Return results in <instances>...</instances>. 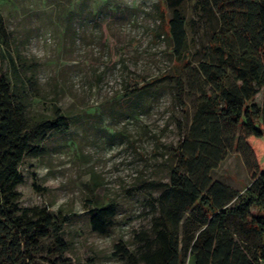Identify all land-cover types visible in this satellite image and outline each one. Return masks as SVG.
Segmentation results:
<instances>
[{
    "label": "rangeland",
    "instance_id": "374dc122",
    "mask_svg": "<svg viewBox=\"0 0 264 264\" xmlns=\"http://www.w3.org/2000/svg\"><path fill=\"white\" fill-rule=\"evenodd\" d=\"M203 1L182 5L190 66L178 80L169 77V41L156 37L159 7L168 0H0L4 46L25 72L29 114H52L57 105L68 117V127L45 140V154L24 161L17 187L22 209L46 207L71 217L64 264H131L116 246L138 256L171 198L167 189L147 184L170 182L175 150L192 125L201 91L212 89L196 66L211 28L222 24L218 12L205 18ZM9 63L0 56V73L11 75ZM255 100L262 105V92ZM255 164L264 168V151L250 139L229 149L211 177L243 194ZM108 204L116 215L106 233H97L89 212Z\"/></svg>",
    "mask_w": 264,
    "mask_h": 264
},
{
    "label": "trees",
    "instance_id": "16d2710c",
    "mask_svg": "<svg viewBox=\"0 0 264 264\" xmlns=\"http://www.w3.org/2000/svg\"><path fill=\"white\" fill-rule=\"evenodd\" d=\"M184 2L168 0L159 7L156 31L157 39L170 43L174 68L169 77L178 80L190 66ZM203 2L205 18L218 12L222 24L211 28L204 59L196 66L212 89L201 91L192 125L175 150L170 182L147 184L167 189L171 198L153 219L138 256L122 243L116 246L131 264H186L189 256L196 264H264V168L249 167L251 184L243 194L211 177L235 144L248 145L251 139L264 151V0ZM6 37L0 17V56L9 59L11 74L0 73V264H64L71 217L46 207L22 209L17 187L23 183L24 161L41 158L45 140L66 129L68 117L57 105L52 114H29L25 72L5 49ZM261 92L260 106L255 99ZM116 212L114 204L91 210L92 229L106 233Z\"/></svg>",
    "mask_w": 264,
    "mask_h": 264
},
{
    "label": "crops",
    "instance_id": "0c3cea01",
    "mask_svg": "<svg viewBox=\"0 0 264 264\" xmlns=\"http://www.w3.org/2000/svg\"><path fill=\"white\" fill-rule=\"evenodd\" d=\"M188 261H190V264H196V262H195V260H194V258L192 256L188 257L186 264H188Z\"/></svg>",
    "mask_w": 264,
    "mask_h": 264
}]
</instances>
